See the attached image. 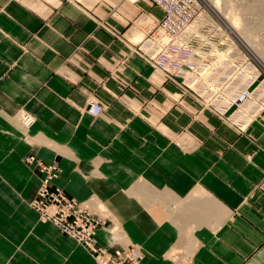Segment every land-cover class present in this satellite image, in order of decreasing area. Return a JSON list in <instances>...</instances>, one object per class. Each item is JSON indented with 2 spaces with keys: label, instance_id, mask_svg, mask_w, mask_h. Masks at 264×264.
Returning a JSON list of instances; mask_svg holds the SVG:
<instances>
[{
  "label": "crops",
  "instance_id": "obj_1",
  "mask_svg": "<svg viewBox=\"0 0 264 264\" xmlns=\"http://www.w3.org/2000/svg\"><path fill=\"white\" fill-rule=\"evenodd\" d=\"M162 15L148 0H0V264H97L30 207L28 154L56 159L66 195L101 201L140 264H174L177 243L186 264H264V106L236 123L151 66L135 47Z\"/></svg>",
  "mask_w": 264,
  "mask_h": 264
},
{
  "label": "built area",
  "instance_id": "obj_2",
  "mask_svg": "<svg viewBox=\"0 0 264 264\" xmlns=\"http://www.w3.org/2000/svg\"><path fill=\"white\" fill-rule=\"evenodd\" d=\"M148 1L158 6L163 15L149 28L135 51L151 66L221 114L232 108L227 115L236 123L250 118L264 106V95L256 98L261 78L247 74L258 73L255 59L239 44L228 47L230 40L224 35V27L205 12L202 0ZM202 14H205V22L201 21ZM220 36L223 38L219 39ZM87 103V110L93 115L103 108L93 99ZM244 105L246 110L241 109ZM14 114L25 126L34 121V116L25 108H17ZM24 160L33 163L39 172L37 189L29 200L39 220L54 224L61 233L73 238L97 264H140L143 258L141 246L123 242L126 238L110 212L95 206L96 211L91 209L94 196L77 200L54 183L60 170L56 159L43 162L28 154ZM108 220L112 221L109 231L113 241L120 242V246L112 250L100 244L96 237L97 229L106 226ZM185 259L183 257V263L175 261L174 264H184Z\"/></svg>",
  "mask_w": 264,
  "mask_h": 264
},
{
  "label": "bare ground",
  "instance_id": "obj_3",
  "mask_svg": "<svg viewBox=\"0 0 264 264\" xmlns=\"http://www.w3.org/2000/svg\"><path fill=\"white\" fill-rule=\"evenodd\" d=\"M222 1L221 0H203V2L206 4L207 9L211 12V14H213V16L216 17L217 21L220 22L219 24L224 27V35L226 36V39L230 40L228 47L230 48L234 44L241 45L244 48V50L248 54H250L259 63V65L264 69V59L261 58V56H263V52H264L263 49L260 46L258 47V45L255 43L256 41L255 42L252 41L250 35H248L250 28L248 27L246 22H241L242 20H240V18L236 15V12H235L233 7H230L229 11H225V7L222 6ZM259 5L260 4H257V6H259ZM223 8H224V10L222 11ZM259 10H261V6H259ZM262 11H264V10H262ZM204 16H205V14H202V17H201V19H203V20H201L202 22L206 21V20H204V19H206V18H204ZM194 25L195 24H193L192 26H194ZM239 29H241V30H239ZM222 38H223V36H220L219 39H222ZM247 74H250L251 77H256V79H259L262 77L259 73L254 72V71H251ZM261 80H262V78H261ZM263 95H264V79L257 86L256 98L261 97ZM241 109L246 110L247 108L244 105ZM98 204L100 207H102L103 210H105V206L102 203L98 202ZM118 228H120V226ZM179 239H180V237L178 238V240ZM180 242L181 241H179V243ZM174 248L177 249V252L174 254H177L178 256H174L172 254L171 255L172 258L174 259V261L182 262V259H183L182 254H178V252L180 250H182V253L185 254V252L183 251V248H179L178 243L172 249H174ZM184 264H186V263H184Z\"/></svg>",
  "mask_w": 264,
  "mask_h": 264
},
{
  "label": "rangeland",
  "instance_id": "obj_4",
  "mask_svg": "<svg viewBox=\"0 0 264 264\" xmlns=\"http://www.w3.org/2000/svg\"><path fill=\"white\" fill-rule=\"evenodd\" d=\"M262 1L261 0H257V1L256 0H223L222 6L225 7V11H229L230 7L234 8L236 15L240 18V20H242L241 22H246V24L250 28L248 35H250L252 41H254V42L256 41L255 43L258 45V47L260 46L264 51V11H262V10H264V0H262ZM257 4H260L259 6H261V10H259V6H257ZM202 6L204 7V10L206 13L213 16V14H211V12L207 9L206 4L203 2V0H202ZM223 10H224V8L222 9V11ZM213 18L217 21L215 16H213ZM217 22H219V21H217ZM239 30H241V29H239ZM261 58L264 59V52H263V56H261ZM255 62L257 63V67H258L257 71L262 76L261 78L263 80L264 79V69L259 65V63L256 60H255ZM94 198H95V202L91 205V206H93V207H91V209L93 211H96L97 210L96 208L103 210L102 207H100L98 204V202H100V203H102V202L99 201L95 196H94ZM104 211L107 213L109 212V210L106 206H105ZM113 220L116 222V220L114 218H113ZM109 221L112 222L111 220H109ZM117 224H118V222H117ZM109 226H111V224L107 225V223H106V226H103L101 228L110 232ZM119 230H121V233L124 234L121 226H120ZM123 242H127L126 239H123ZM176 252H177V249L174 248L171 250L170 253L174 254ZM181 252H182V250H180V253Z\"/></svg>",
  "mask_w": 264,
  "mask_h": 264
}]
</instances>
